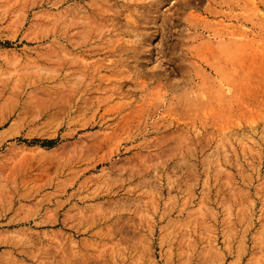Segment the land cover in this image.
<instances>
[{"label":"rangeland","instance_id":"obj_1","mask_svg":"<svg viewBox=\"0 0 264 264\" xmlns=\"http://www.w3.org/2000/svg\"><path fill=\"white\" fill-rule=\"evenodd\" d=\"M0 264H264V0H0Z\"/></svg>","mask_w":264,"mask_h":264}]
</instances>
